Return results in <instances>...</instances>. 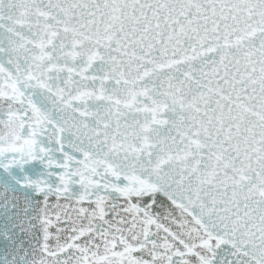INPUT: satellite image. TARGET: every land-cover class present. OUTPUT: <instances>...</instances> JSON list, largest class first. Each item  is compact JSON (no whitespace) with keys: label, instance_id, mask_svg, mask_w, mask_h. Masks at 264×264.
<instances>
[{"label":"snow or ice","instance_id":"snow-or-ice-1","mask_svg":"<svg viewBox=\"0 0 264 264\" xmlns=\"http://www.w3.org/2000/svg\"><path fill=\"white\" fill-rule=\"evenodd\" d=\"M0 264H264V0H0Z\"/></svg>","mask_w":264,"mask_h":264}]
</instances>
